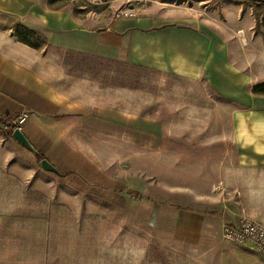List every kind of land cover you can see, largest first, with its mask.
Listing matches in <instances>:
<instances>
[{"label":"rangeland","instance_id":"rangeland-1","mask_svg":"<svg viewBox=\"0 0 264 264\" xmlns=\"http://www.w3.org/2000/svg\"><path fill=\"white\" fill-rule=\"evenodd\" d=\"M41 1L94 24L107 23L127 9L136 15L143 10L161 15L178 8L207 18L225 4V0ZM228 1L264 16V0ZM38 35L42 58L46 56L52 66H60L64 58L65 78L89 80L88 97L83 98L89 116L83 121L88 124L83 125L85 134H51L40 145L61 167L69 160L82 169L64 176L44 171L37 157L18 145L2 143L14 152L0 168V264H193L184 261L193 254L192 246L175 236L176 215L193 209L198 194L207 191L208 181H202L216 164L208 160L218 152L201 148L229 140L234 125L229 114L236 103L216 94L204 79L123 60L55 55ZM69 139L72 152L65 145Z\"/></svg>","mask_w":264,"mask_h":264},{"label":"crops","instance_id":"crops-1","mask_svg":"<svg viewBox=\"0 0 264 264\" xmlns=\"http://www.w3.org/2000/svg\"><path fill=\"white\" fill-rule=\"evenodd\" d=\"M224 2L219 13L210 11L207 18L174 8L161 15L143 10L94 24L71 11L49 8L41 0H0V116L12 119L26 112L22 131L44 158L60 172L81 173L78 162L68 160L61 167L40 145L51 134H85L88 124L83 121L89 116L83 98L88 97L89 80L65 78L64 58L60 66L49 64L39 47L18 37V29L24 27L43 35L50 50L61 57L76 53L123 60L206 80L216 94L236 103L229 114L234 125L227 142L201 148L218 152L208 160L216 164L204 176L207 191H199L194 201L198 205L177 211L175 236L193 248L185 262L264 264V257L251 246L223 239V226L242 216L264 221V94L252 92L254 84L264 81L263 16L238 3ZM100 91L103 100L104 89ZM57 124L60 130L55 129ZM69 140L65 145L72 152L74 143ZM2 143L18 145L37 157L0 127V168L7 166L14 152Z\"/></svg>","mask_w":264,"mask_h":264},{"label":"built area","instance_id":"built-area-1","mask_svg":"<svg viewBox=\"0 0 264 264\" xmlns=\"http://www.w3.org/2000/svg\"><path fill=\"white\" fill-rule=\"evenodd\" d=\"M136 13L133 9L121 10L116 13V18L132 17ZM28 114L23 112L18 118L12 120L16 128L22 130ZM223 237L230 242L251 246L264 257V221L248 216L240 217L234 224L223 226Z\"/></svg>","mask_w":264,"mask_h":264},{"label":"trees","instance_id":"trees-1","mask_svg":"<svg viewBox=\"0 0 264 264\" xmlns=\"http://www.w3.org/2000/svg\"><path fill=\"white\" fill-rule=\"evenodd\" d=\"M257 15V13H256ZM262 22H263V25H264V16L262 18ZM22 29V30H21ZM17 34H18V37L26 42V43H29L31 45H33L34 47H39L40 44L37 42L38 39L40 40V37L35 31L29 29V28H19L18 31H17ZM44 37V36H43ZM33 39L36 40V42H33ZM45 39V41L47 42L46 38H43ZM252 92L253 93H260V94H264V81H261V82H258L256 84H254L252 86ZM11 118L10 116H0V127L2 129H4L8 134L12 135L14 129L16 128V126L14 125H11L9 122H10ZM37 158L39 160V162H41V160L44 158V155L40 152L38 155H37ZM58 174L60 175H67L69 173H63V172H60L58 171L57 172Z\"/></svg>","mask_w":264,"mask_h":264},{"label":"water","instance_id":"water-1","mask_svg":"<svg viewBox=\"0 0 264 264\" xmlns=\"http://www.w3.org/2000/svg\"><path fill=\"white\" fill-rule=\"evenodd\" d=\"M12 137L19 142L20 144H22L23 146H25L27 149H29L30 151H32L34 154L38 155L40 152L38 151V149L33 145V143L29 140V138L26 136V134L20 129V128H15L13 133H12ZM41 165L42 168L46 171L49 172H58V169L53 166L47 159H42L41 160Z\"/></svg>","mask_w":264,"mask_h":264}]
</instances>
